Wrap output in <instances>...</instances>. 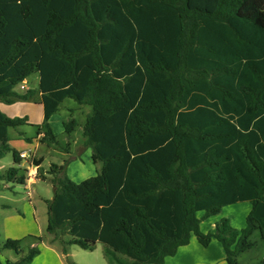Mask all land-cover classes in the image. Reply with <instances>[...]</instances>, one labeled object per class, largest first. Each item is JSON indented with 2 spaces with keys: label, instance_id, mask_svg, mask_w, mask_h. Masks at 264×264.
Segmentation results:
<instances>
[{
  "label": "trees",
  "instance_id": "1",
  "mask_svg": "<svg viewBox=\"0 0 264 264\" xmlns=\"http://www.w3.org/2000/svg\"><path fill=\"white\" fill-rule=\"evenodd\" d=\"M34 73L38 90L17 91ZM36 96L38 135L52 145L63 101L91 107L84 146L101 163L81 182L66 163L51 166L50 234L84 250L100 242L111 264H164L192 235L203 247L217 240L227 264H242L258 247L254 234L264 241V0H0V104ZM26 121L0 108V158L10 129ZM77 126L64 123L68 137ZM42 161L37 178L48 180ZM22 162L17 153L0 182L26 186ZM245 202L240 233L228 218L201 231ZM40 244L7 264L33 263ZM6 249L21 253L20 240Z\"/></svg>",
  "mask_w": 264,
  "mask_h": 264
},
{
  "label": "rangeland",
  "instance_id": "2",
  "mask_svg": "<svg viewBox=\"0 0 264 264\" xmlns=\"http://www.w3.org/2000/svg\"><path fill=\"white\" fill-rule=\"evenodd\" d=\"M22 86H24L26 90H38L39 74H32L25 83L17 88V91L25 92L26 90H21ZM39 98L40 97L36 96L29 101L0 104L1 110L6 116L10 118L27 119L26 125L16 129H10L9 146L11 150L19 151L24 148L26 151H31L35 148L34 142L38 138L39 126L43 124V107L38 103ZM89 112H91V107L79 105L72 99L65 100L51 121L59 144L52 145L41 141L37 151L38 155L41 153L45 155V167L49 171L53 164L61 165L66 163L65 173L74 182H81L97 175L96 166L91 162V149L88 148L89 151H87V153L83 152L78 156V152L80 151L78 143H81L83 139V125L86 122ZM71 119L78 121V127L74 133L73 139L64 133V123ZM23 136L31 138L33 141L28 143L25 139V141L21 139ZM68 140L73 142V153L71 157L77 156L76 159L65 157L62 153L64 152L63 150H66V143ZM32 163L31 166H33ZM12 166L13 158L11 153L0 159L1 170H8ZM23 167V169L29 171L31 169L28 163H24ZM74 172H76V174H74ZM46 175L48 177L50 176L48 174ZM29 176H33L31 178L34 180H39L37 178V173H34V175L31 173ZM29 183L27 188L14 183L5 185L0 182V246H3L9 239L20 240L21 249V253H17L13 250H3L0 254L2 264H7V261L12 263L17 262L21 257L27 255L34 243L35 245L41 243V252L42 250L46 251L40 261L31 264H59L52 253L47 251L48 249H53L54 252L61 257L62 264H111L105 256V245L100 242L95 245L93 250H84L77 245L68 244V241L71 239L69 235H63L61 232L50 234L47 231V201L53 199L55 187L50 179L36 182L29 179ZM251 207V204L248 202L227 206L223 209L221 214L203 220L201 231L205 234L213 233L215 231L213 224L219 219L226 217H234L233 226L235 229L245 227ZM200 216H202V214H200ZM39 238H42L43 241L39 242ZM192 238L195 244H199L195 235H192ZM252 240L258 243V247L253 252L239 258L242 264H256L264 257V241L261 238V233L259 231L256 232ZM42 246L48 249H43ZM218 246L222 254L223 246ZM118 256L122 260L128 261L126 257L122 255ZM218 256L219 254L216 250L211 251L210 249V252L195 253L193 252V247H190V249L180 252L176 259H168L167 264H218L216 262Z\"/></svg>",
  "mask_w": 264,
  "mask_h": 264
},
{
  "label": "crops",
  "instance_id": "3",
  "mask_svg": "<svg viewBox=\"0 0 264 264\" xmlns=\"http://www.w3.org/2000/svg\"><path fill=\"white\" fill-rule=\"evenodd\" d=\"M67 100V99H66ZM65 101H63V103H64ZM62 103V104H63ZM62 106V105H61ZM43 107V106H42ZM1 108V107H0ZM90 113V112H89ZM87 114V113H86ZM56 114H54L53 115V117L51 118V120H50V124H51V121L53 120V118H54V116H55ZM43 120H44V109H43ZM42 124V123H41ZM52 126V125H51ZM78 127V126H77ZM83 127H84V125H83ZM52 128H53V126H52ZM77 129V128H76ZM76 129H75V131H76ZM75 131H74V133H75ZM64 133H65V131H64ZM74 133H73V135L71 136V138L73 139V136H74ZM43 135L44 134H41V135H38V138L36 139V141L34 142L35 143V148L33 149V150H31V151H28L30 154H32V156H31V158L32 159H30V160H28V161H23L22 162V165H21V167L22 168H24L23 167V164L24 163H28L29 164V166L31 167V169H30V172L32 173V175H34V173H37L38 172V168L39 167H36L35 166V163L38 161V160H40V159H42L43 161H42V163H41V165H40V167L44 170V172H45V174H47V172H49V170L45 167V163H46V158H45V155L44 154H39L38 155V153H37V151H38V147H39V145L41 144L40 142L42 141V137H43ZM26 138V136H23V137H21V139H25ZM25 141V140H24ZM84 137H83V139H82V141H81V143L79 142L78 144V148L80 149V151L78 152L79 154H78V156L80 155V154H82L83 152H86L87 153V151H89L88 150V148H86L85 146H84ZM73 142L72 141H70V140H68L67 141V143H66V150H63L64 152H62L63 153V155L65 156V157H71L72 156V153H73V144H72ZM78 148H77V150H78ZM26 150L23 148V149H21V150H19V151H15V150H9V152L7 153V154H9V153H11L12 154V158H13V165H14V157H15V155L17 154V153H21V152H25ZM36 151V152H35ZM37 153V154H36ZM6 154V155H7ZM5 155V156H6ZM4 156V157H5ZM4 157H2V158H4ZM2 158H0V159H2ZM72 159L74 158V159H76L77 158V156H75V157H71ZM33 162V163H32ZM91 162L93 163V165H95L96 166V174H98V172L100 171V169H101V163L100 162H98V161H96L95 160V158H94V156H93V153H92V155H91ZM31 163L33 164V166H31ZM62 165H64V163L63 164H61V165H58V166H62ZM100 165V166H99ZM99 166V167H98ZM6 170H1L0 169V172H5ZM74 174H76V172H74ZM51 177L49 176V179H50ZM48 179V180H49ZM31 180L33 181V182H36V181H39V180H34V179H32L31 178ZM29 182H28V184L25 186V187H27L28 188V186H29ZM6 185V184H5ZM4 187H6V186H4ZM55 190H56V188H55ZM51 200V199H50ZM251 210H252V207H251ZM251 210H250V212H249V214L251 213ZM249 214H248V216H249ZM247 216V217H248ZM227 218V217H226ZM233 218L234 217H228V219L230 220V222H231V226H232V228L235 230V231H237L238 233H240L243 229H244V227H241L240 229H235L234 228V226H233ZM219 220H221V219H219ZM218 220V221H219ZM217 221V222H218ZM216 222V223H217ZM216 223H214L213 224V226L215 227V225H216ZM193 238L191 237V240H190V244L189 245H187V246H184V247H181L179 250H178V252H177V254L175 255V256H173V257H168L166 260H165V262H164V264H167V260L168 259H176V257H177V255L180 253V252H184L186 249H190V247H193V252H195V253H203V252H210V249H211V251H213V250H216L217 251V253L219 254V256H218V259H217V263L218 264H227V262H226V254H225V251H224V248H223V251H222V254H221V251H220V248H218L219 246L218 245H222V244H220L217 240H215V239H213L212 240V242L210 243V245L208 246V247H204V248H199V247H203L202 245H200V243L199 244H195V242H194V240H192ZM216 243H218V244H216ZM35 245V243L32 245V246H34ZM198 245V246H197ZM43 247V249H48V248H46V247H44V246H42ZM202 249H204V250H202ZM45 251L46 250H42V252H41V254L33 261L34 263H36V262H38V261H40L42 258H43V256L45 255ZM47 251H49V252H51L52 253V255L54 256V258L59 262V264H62V260H61V257L56 253V252H54V250L52 249V250H50V249H48ZM191 253V252H190Z\"/></svg>",
  "mask_w": 264,
  "mask_h": 264
},
{
  "label": "built area",
  "instance_id": "4",
  "mask_svg": "<svg viewBox=\"0 0 264 264\" xmlns=\"http://www.w3.org/2000/svg\"><path fill=\"white\" fill-rule=\"evenodd\" d=\"M22 89H25L24 86H22ZM20 158L22 159V161H25V162L30 160V159H32L31 158V154L28 151L21 152L20 153ZM29 175H31L30 171H29ZM31 177H33V176H29L30 179H31Z\"/></svg>",
  "mask_w": 264,
  "mask_h": 264
}]
</instances>
